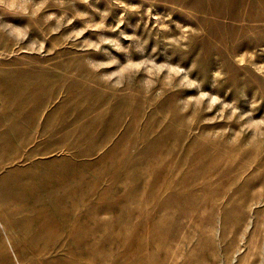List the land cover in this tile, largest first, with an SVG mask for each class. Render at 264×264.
I'll return each mask as SVG.
<instances>
[{
    "label": "rangeland",
    "instance_id": "obj_1",
    "mask_svg": "<svg viewBox=\"0 0 264 264\" xmlns=\"http://www.w3.org/2000/svg\"><path fill=\"white\" fill-rule=\"evenodd\" d=\"M0 264H264V0H0Z\"/></svg>",
    "mask_w": 264,
    "mask_h": 264
}]
</instances>
